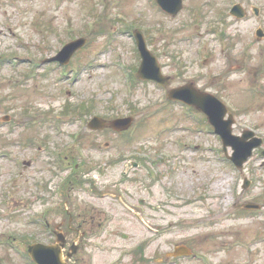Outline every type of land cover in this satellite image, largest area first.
Segmentation results:
<instances>
[{"label":"rangeland","instance_id":"obj_1","mask_svg":"<svg viewBox=\"0 0 264 264\" xmlns=\"http://www.w3.org/2000/svg\"><path fill=\"white\" fill-rule=\"evenodd\" d=\"M235 3L246 8L245 18L230 15ZM252 6L260 8L258 17ZM125 22L144 33L171 86L192 82L213 93L235 109V134L250 128L264 138V41L256 37L264 28V0H184L176 16L154 0H0V198L14 167L2 159L4 147L20 156L13 140L47 136L62 154L68 148L70 166H82L68 181L73 227L81 223L76 185L87 169L100 170L107 180L129 169L121 188L150 225L141 226L120 206L111 235L81 244L71 264H264V143L241 172L213 128L200 124L201 113L172 104L155 82H133L141 59ZM80 36L88 43L66 72L55 63L36 66ZM81 102L92 103L95 114L73 112ZM7 114L12 123L6 125ZM93 115L134 121L123 135L94 132L87 127ZM15 122L34 126L17 128ZM129 156L149 160L136 170L128 161L111 164ZM37 176L35 168L25 170L15 188L34 187ZM244 176L251 181L247 189ZM247 203L262 208L246 210ZM38 208L0 209L4 236H18L16 246L23 247L20 236L38 230ZM55 215L57 222L63 219ZM181 245L196 256L170 258ZM8 246L0 244V264H28L16 246Z\"/></svg>","mask_w":264,"mask_h":264},{"label":"flooded vegetation","instance_id":"obj_2","mask_svg":"<svg viewBox=\"0 0 264 264\" xmlns=\"http://www.w3.org/2000/svg\"><path fill=\"white\" fill-rule=\"evenodd\" d=\"M46 135V134H44ZM12 143L20 150L22 155L18 156L13 150H9L10 145L4 147L3 160L13 163L14 167L11 172L4 178L3 192L0 198V209L12 211H19L26 209L28 211L36 209L43 214L45 227L37 233L36 241H43L51 243L55 241L56 237V219L53 216L57 211H66L71 213L73 207L68 206V148L63 154L57 151V145L48 139L47 136L39 137L34 136L25 140H13ZM68 147V146H67ZM57 155H61V159L57 161ZM43 160V161H42ZM42 161V163H40ZM127 159L121 158L119 161H111L112 165H117L120 162H126ZM140 162H137L139 167ZM54 167V171L52 167ZM35 168L38 179H34V187L30 185L24 186L22 189L16 187L18 181L22 182L19 178L24 174L25 170ZM56 168L59 172V178L64 179L65 186L62 189V199L58 202L56 192L57 179ZM15 169L18 174H14ZM106 180V181H105ZM29 184V178H26ZM23 181L24 184H27ZM120 183L121 180L105 179V173L95 169L89 171L87 169L82 174V202H81V223L76 232H80L82 236V243L89 242L90 239L95 240L100 238V231L103 230V236L111 235L110 225L116 220L120 219ZM53 191H52V190ZM60 208V209H59ZM59 209V210H58ZM56 216V215H55ZM66 223L62 221L61 228L69 242L71 232L73 230V217L69 216L67 229L64 231L63 225ZM8 236H4L0 230V243H4ZM14 240H17L14 238Z\"/></svg>","mask_w":264,"mask_h":264},{"label":"water","instance_id":"obj_3","mask_svg":"<svg viewBox=\"0 0 264 264\" xmlns=\"http://www.w3.org/2000/svg\"><path fill=\"white\" fill-rule=\"evenodd\" d=\"M158 2L164 9L173 15L177 14L183 7L182 0H158ZM234 11L239 16L244 15L241 6H237ZM136 36L138 39V46L143 57V61L138 72L139 77L142 79H153L162 85H167L169 83V78L163 76L157 58L148 50L143 36L138 32L136 33ZM85 44V38L74 40L68 43L52 60L60 59L68 62L72 55ZM169 97L174 100L179 99L186 101L204 111L208 115L210 122L215 126L216 132L222 136L225 149L227 146L233 147L235 152L231 158L241 168L244 162L252 155L253 149L262 143L260 138L254 137V132L252 131H245L243 136L233 134V116L230 115L228 119H225L227 114L226 106L211 94L201 92L188 85L173 88L169 92ZM132 120V118H121L113 120L110 123H106L101 118L94 117L89 122V126L93 129H102L105 125H110L117 130H125L130 127ZM250 137H252V140L248 141V138ZM247 207L259 208L258 205H249ZM45 247L47 251L50 250L51 253L55 254V257L52 260L44 259L43 254L47 253V251L43 252L44 246L32 245L30 247L32 255L38 262H41L42 264H67L63 260L61 247L59 245ZM74 251L75 249H73V252ZM188 253L189 251L186 247H177L175 255ZM72 254L73 253L70 252L68 256H72Z\"/></svg>","mask_w":264,"mask_h":264},{"label":"bare ground","instance_id":"obj_4","mask_svg":"<svg viewBox=\"0 0 264 264\" xmlns=\"http://www.w3.org/2000/svg\"><path fill=\"white\" fill-rule=\"evenodd\" d=\"M222 182H224V181H222ZM220 185H222V184H221V183H219V184H218V188H220V187H221Z\"/></svg>","mask_w":264,"mask_h":264}]
</instances>
